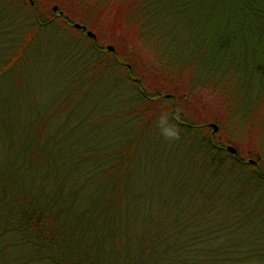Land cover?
<instances>
[{
	"label": "trees",
	"instance_id": "16d2710c",
	"mask_svg": "<svg viewBox=\"0 0 264 264\" xmlns=\"http://www.w3.org/2000/svg\"><path fill=\"white\" fill-rule=\"evenodd\" d=\"M51 5L0 0V264H264V0L93 3L154 55L144 82L97 37L46 35ZM38 43L60 52L36 107ZM196 88L254 153L182 118Z\"/></svg>",
	"mask_w": 264,
	"mask_h": 264
},
{
	"label": "rangeland",
	"instance_id": "374dc122",
	"mask_svg": "<svg viewBox=\"0 0 264 264\" xmlns=\"http://www.w3.org/2000/svg\"><path fill=\"white\" fill-rule=\"evenodd\" d=\"M96 1L98 0H37L38 5L40 7H44L46 4L49 3L52 4L51 5L52 8L54 6H57L59 10L65 12L66 16L67 15L71 16L76 23L78 22L81 24V22H85L87 24V30L92 31L97 37L99 41V45L105 47L111 45L115 49L120 51L121 54H126L129 56V59L131 61H128L129 62L128 65H130L131 63V68H132L131 74L133 75L134 78L137 79L141 78V81L144 82L145 78H147L146 77L147 75L151 76L153 74V72L150 71V69L148 68V65L150 64V62L154 61V55L150 51L146 52L145 50H143L141 42L137 41L138 37H137L136 29L134 26L132 27L130 23H127V25L125 26L124 25L121 26L122 29L120 31L118 29L113 28V26L108 25L107 21L110 20L107 15L108 13L106 12L101 13L97 10H94L93 8V3H96ZM102 5H105V3L103 2ZM58 9L56 11L52 9L53 12H55L56 16L54 17V21L52 22V24L45 29L46 35H53L56 34L58 31L65 32L71 38L72 37H74L75 39L81 38L82 42L84 43V46L89 47V45L91 44L90 38H88L85 35L84 36L80 35L78 30L75 29L74 27L73 28L67 27V25L64 24L62 18L60 17L61 15ZM27 16L28 14H25L23 17H26L27 19ZM29 21L31 20L30 19L27 20L26 30L30 25ZM38 37L40 38V36ZM41 39L43 38L41 37ZM39 43L34 45L35 47L33 46L34 48L32 49V51L27 54V58L29 59V63H28L29 67L32 69L34 73L38 72L32 78L35 84V90L33 91L34 95L31 97L30 100L32 102V105H35L36 107H38V105L39 106L43 105L42 103H44V101L47 100V97L51 96V93L49 91H47L48 94L46 95L44 94L45 89L43 87L48 86L49 82L52 81V79L49 80L47 76L48 74L47 72L55 67L53 60L55 58V55L56 54L58 55L60 52L58 48H53L52 50L50 49L49 46H47L46 43H41L40 45ZM133 43L135 45H133ZM127 44H129V46ZM134 48H136L135 51ZM60 70H62V68ZM119 72L122 74L119 79L122 80L123 77L125 76L124 73L125 70L120 69ZM114 73L115 72H113V74ZM52 74H54V72ZM182 77L186 78V74H184ZM150 78L152 80L154 77H150ZM129 83L130 85L133 84L131 81ZM204 94L205 93H202V89L196 88L193 95L194 101L191 100L189 105H186L184 102L179 103V108L182 110L181 113L183 114L182 118L184 120H187V122L189 121L191 123L208 122L213 118L214 113L221 110L220 108L221 103L217 99L210 97L207 94L206 95ZM43 107L44 106H42V108ZM182 118L181 120H183ZM209 123H215L216 125H218L214 121H210ZM210 129L212 130V128ZM204 130H202V134L206 132V129ZM235 131L236 130L232 129V127L227 124L224 125L223 128L219 127L218 125L217 132L215 133L213 131L212 132L214 134L213 137L216 142L222 138L228 141L230 143L229 145L233 146L234 148L236 144L233 142L237 140L239 143L237 144L239 145L237 146L239 149V155L241 158H246L247 151H251L252 153L255 152L254 146L250 145V142L254 141L253 137H251L248 134H245V136H242L241 139H238L236 138L237 133H235ZM226 152L229 153L227 150ZM252 156L254 157V154ZM250 160H252V158H247L248 162ZM262 164L264 166V160L262 161ZM163 178H164L163 176H159V178H156V180L161 181L163 180ZM161 186L163 188L166 187L168 190V186L165 185V181L162 182ZM158 188H159V195L158 197L154 198L153 201L156 209L160 211L159 209L161 208V206L163 207L164 205L163 200L166 198V196L160 197L161 188L159 185ZM164 192L165 189H162L161 194H163ZM175 210L176 208L170 207L168 211H175Z\"/></svg>",
	"mask_w": 264,
	"mask_h": 264
},
{
	"label": "water",
	"instance_id": "95a60500",
	"mask_svg": "<svg viewBox=\"0 0 264 264\" xmlns=\"http://www.w3.org/2000/svg\"><path fill=\"white\" fill-rule=\"evenodd\" d=\"M30 2H32V0H30ZM52 9H53L54 11H56V10L58 9V7H57V6H54ZM60 14H62V12H60ZM73 27H74L75 29H77V30L85 31V34H86V36H87L88 38H91V39H95V38H96L95 34H94L92 31H90V30H86V27L83 26V25H81V24H79V23H74V24H73ZM106 49H107V51H109V52H113V51H114V47L111 46V45L106 46ZM208 126H209L210 128H212V131H213L214 133L217 132V130H218V126H217L215 123H209ZM225 149H226L229 153H231V154H236V153H237L236 148H234L233 146L227 145ZM249 163L254 164V161H253V160H250Z\"/></svg>",
	"mask_w": 264,
	"mask_h": 264
}]
</instances>
